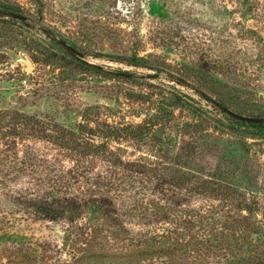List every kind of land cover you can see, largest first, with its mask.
Segmentation results:
<instances>
[{
	"label": "rangeland",
	"instance_id": "374dc122",
	"mask_svg": "<svg viewBox=\"0 0 264 264\" xmlns=\"http://www.w3.org/2000/svg\"><path fill=\"white\" fill-rule=\"evenodd\" d=\"M1 1L22 7L30 23L27 27L0 23V109H17L30 117V125L39 119L41 125L90 135L97 143L106 140V125L142 126L145 136L124 131L106 140L108 151L126 161L153 160L168 177L196 173L218 182L224 188L214 195L216 209L229 208L238 219L243 212L248 221L264 218V132L223 126L228 123L217 121L224 117L212 103L193 88L170 80L166 72H183L239 113L264 118V0H252L251 9L244 0ZM36 18L40 24L33 27ZM50 31L93 67L45 60L43 45H56ZM135 53L166 71L112 57ZM33 54L42 59L34 60ZM173 85L196 99L202 110L171 102ZM20 141L41 152L43 164L52 162L45 168L58 170L54 144L42 137ZM100 159L104 163L99 161L97 171L105 173L109 160ZM57 181L55 189L61 186ZM213 182L211 187L217 184ZM11 185L15 193L0 186V257L25 254L41 260L30 264H66L75 259L77 264H128L119 245L120 240L129 242L127 232H122L125 238L119 237L116 247L111 243L107 254L84 240L81 232L93 238L94 222L111 227L105 214L97 220L88 211L80 215L75 207L50 196L49 188L44 193L38 185L32 186L34 194L30 189L23 193L31 199L30 206L15 199L19 186ZM234 188L239 200L253 205V216L234 200L219 198ZM63 194L59 196L64 198ZM124 221L118 227L129 230L131 220ZM74 224L79 235L73 232ZM232 225L224 230L237 233L242 221ZM199 247L197 254L203 249ZM230 258L223 256L222 261L232 264ZM140 259L136 264H172L157 253Z\"/></svg>",
	"mask_w": 264,
	"mask_h": 264
},
{
	"label": "trees",
	"instance_id": "16d2710c",
	"mask_svg": "<svg viewBox=\"0 0 264 264\" xmlns=\"http://www.w3.org/2000/svg\"><path fill=\"white\" fill-rule=\"evenodd\" d=\"M252 3V0H244L248 9L252 8ZM0 23L5 26L9 23L27 27L30 21L22 7L0 0ZM32 24L36 27L40 24V18H36ZM41 27L46 28L43 24ZM48 36L56 42V45L50 43L43 45L47 50L44 52L45 60H59L80 69L93 67L87 60L59 42L52 35V31ZM112 57L157 71L164 68L159 63L136 53L112 55ZM33 58L37 61L41 56L33 54ZM166 72L170 80L193 88L202 98L212 103L224 117L217 121L228 123L223 126L264 132V122L235 116L231 110L238 112L237 110L233 109L225 99L213 96L198 81L183 72L174 70ZM172 98L171 102L174 104L187 103L197 110L203 108L196 99L189 97L188 93L175 86ZM106 127V140L120 137L124 131L134 136H145L143 127L138 125H106ZM66 129L58 128L57 125H41L39 119L30 125V117L19 110L0 109V186L15 193L11 184L16 182L19 187L15 199L30 206L31 199H26V194L23 193L30 189L29 194H34V186L38 185L39 190H45L44 193L46 188H49L50 196L57 197L58 202L68 207H75L80 215L88 211L93 215L90 218L97 220L100 213L105 214L111 227L104 229L102 225L94 222L93 234L91 233L93 238L88 239L85 237V232H81L84 234V240L87 239V244L95 247V250L101 246L103 253L107 254L112 249L111 243L115 246L118 241L119 244V237L125 238L122 232H127L129 242L120 240L119 245L123 249L121 254H125L128 264H136L143 255L151 253L167 257L172 264L176 262L224 264L222 257L228 258L229 254L232 264H264V218L248 221L249 216L243 212H240L238 219L230 213L229 208L225 210L219 206L216 209L212 201H215L214 195L224 188L223 185L196 173L192 176L180 174L177 177H168L153 160L145 162L140 160L138 163L122 160L121 156H117L118 154L113 155L108 151V141L97 143L98 141H94L90 135L82 136L83 133L77 134ZM92 130L94 129H91L93 134ZM30 137L34 140L42 137L58 148L55 150L58 156L56 161L58 160L57 163L60 164L57 171L55 168H45L52 162L43 164L42 153L37 151L36 153L30 143L23 144L20 141L30 140ZM106 152L110 157L108 154L105 155ZM102 156L109 160L108 171L105 173L97 171L99 161L101 165L104 163L100 159ZM44 168L46 176L42 177L40 171ZM56 179L61 181L63 189L61 186L55 189L59 184ZM211 182L217 184L211 187ZM60 193H64L65 197L59 196ZM235 194L237 191L234 188L231 191L227 190L219 198H228L226 202H230V199L234 200L240 210L248 209L253 216L255 213L253 205L239 200ZM201 195H207L209 198L200 197ZM44 198L46 197H39L38 200ZM195 199L205 201L196 203ZM207 202L209 203L206 204ZM40 207L44 209L46 206L40 205ZM71 219L78 220L75 217ZM126 219L131 220L127 221V223L131 222L129 230L118 227L119 224L126 222L124 221ZM233 221L234 223L242 221L239 232L229 233L224 230V228L231 229ZM72 229L76 235L80 234L77 225L74 224ZM201 245L203 247L201 253H195L196 250H201L199 247ZM187 249H190V253H187ZM212 255H216L217 258L214 260ZM30 261L41 262L40 259L25 254L17 257H0V264H30ZM74 261L77 264V259L69 260L66 264H74Z\"/></svg>",
	"mask_w": 264,
	"mask_h": 264
},
{
	"label": "water",
	"instance_id": "95a60500",
	"mask_svg": "<svg viewBox=\"0 0 264 264\" xmlns=\"http://www.w3.org/2000/svg\"><path fill=\"white\" fill-rule=\"evenodd\" d=\"M24 60L29 64L32 62L30 59H27V58H25ZM231 113H233L235 116H237L241 119L252 120V121H261V122L264 121V118L262 116L243 114V113L236 112L234 110H231Z\"/></svg>",
	"mask_w": 264,
	"mask_h": 264
}]
</instances>
